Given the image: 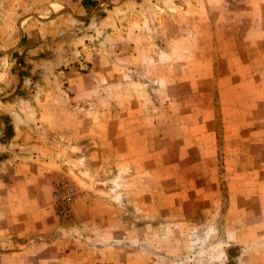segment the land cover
I'll list each match as a JSON object with an SVG mask.
<instances>
[{
	"label": "rangeland",
	"instance_id": "374dc122",
	"mask_svg": "<svg viewBox=\"0 0 264 264\" xmlns=\"http://www.w3.org/2000/svg\"><path fill=\"white\" fill-rule=\"evenodd\" d=\"M0 264H264V0H0Z\"/></svg>",
	"mask_w": 264,
	"mask_h": 264
}]
</instances>
